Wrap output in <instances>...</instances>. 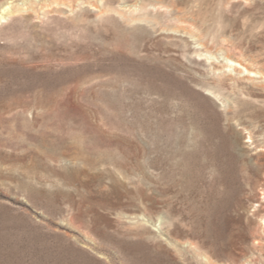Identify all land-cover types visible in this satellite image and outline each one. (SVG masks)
<instances>
[{"label":"rangeland","instance_id":"rangeland-1","mask_svg":"<svg viewBox=\"0 0 264 264\" xmlns=\"http://www.w3.org/2000/svg\"><path fill=\"white\" fill-rule=\"evenodd\" d=\"M6 8L0 264H264V0Z\"/></svg>","mask_w":264,"mask_h":264},{"label":"bare ground","instance_id":"bare-ground-1","mask_svg":"<svg viewBox=\"0 0 264 264\" xmlns=\"http://www.w3.org/2000/svg\"><path fill=\"white\" fill-rule=\"evenodd\" d=\"M8 10H9V8H6V9L4 10V13H2V16H0V22H1L2 20H6V19H7V16L10 15L11 12H7ZM5 12H7V13H6V16L4 15ZM227 60H228L229 62H231V65L234 66V67H236L237 65H238L239 67L241 66V67H242V68H243L248 74H250V75H252V76H256V75L260 74V72L255 71L251 66H242V64L239 63V62H236V60H234V57H232V56H228V57H227ZM235 70H237V69L235 68ZM261 226H262V228H263V230H264V219H263V221H262ZM256 241H258V242H257L258 244H261V243H262L261 240H256Z\"/></svg>","mask_w":264,"mask_h":264}]
</instances>
